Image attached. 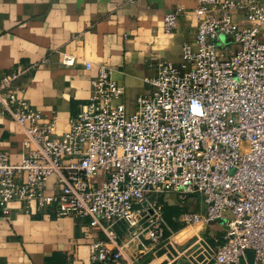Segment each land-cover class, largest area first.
Listing matches in <instances>:
<instances>
[{
    "label": "built area",
    "instance_id": "built-area-1",
    "mask_svg": "<svg viewBox=\"0 0 264 264\" xmlns=\"http://www.w3.org/2000/svg\"><path fill=\"white\" fill-rule=\"evenodd\" d=\"M196 1L194 42L183 44L180 64L156 63L154 90L137 98L134 113L101 65L87 103L56 135V116L43 122L17 83L23 72L0 79V110L25 133L20 163L0 152V212L10 215L16 202L26 215L88 218L104 233L92 243L91 264H135L123 263L125 246L145 248V238L158 245L167 230L151 194L200 197L205 208L185 214L188 227L226 230L208 261L183 264H264V0ZM183 10L165 15V32ZM237 10L246 24L234 19ZM52 177L58 189L49 193Z\"/></svg>",
    "mask_w": 264,
    "mask_h": 264
},
{
    "label": "crops",
    "instance_id": "crops-1",
    "mask_svg": "<svg viewBox=\"0 0 264 264\" xmlns=\"http://www.w3.org/2000/svg\"><path fill=\"white\" fill-rule=\"evenodd\" d=\"M178 7L184 10L167 33L163 18ZM195 7L196 0H0V79L22 71L17 83L26 86L25 96L43 113V122L56 116V135L68 130L69 120L87 103L101 65L124 86L122 100L134 113L137 98L154 90L148 79L157 75L156 63L163 59L180 64L183 44L194 42ZM233 16L247 23L245 11ZM65 55L74 58L73 65L63 63ZM24 139L23 128L0 110V152H8L13 164L21 162ZM54 183L52 177L49 193L58 189ZM151 195L163 206L165 238L158 245L145 238V248L126 245L123 263L183 264L211 255L207 240L215 249L225 229L214 223L218 230L201 234L207 226H200L199 232L190 233L196 227L189 229L185 214L197 210L199 199L181 202L175 193ZM11 207L10 215L0 212V264H91L92 243L104 233L91 227L90 219L26 215L16 202ZM115 230L127 241L125 223H117ZM194 236L202 241L181 248Z\"/></svg>",
    "mask_w": 264,
    "mask_h": 264
},
{
    "label": "rangeland",
    "instance_id": "rangeland-1",
    "mask_svg": "<svg viewBox=\"0 0 264 264\" xmlns=\"http://www.w3.org/2000/svg\"><path fill=\"white\" fill-rule=\"evenodd\" d=\"M153 199H156V197L154 196V197H152ZM198 199H199V206H198V208H197V211H203L204 210V208H205V204H204V202H203V200H202V198H200V197H197ZM188 199H190V197L188 198ZM157 201H158V203H159V200L158 199H156ZM180 201L182 202L183 200H181L180 199ZM187 200H185L184 202H186ZM215 224L214 223H211V224H209V225H207V227L203 230L202 229V231H201V234L202 233H205V232H208V228H209V230L211 231V230H214V228L216 227H219V226H214ZM201 227L200 226H197L195 229H192L191 231H190V233L191 232H199L198 230L200 229ZM220 229H222L223 231H224V229L226 230V226H224V225H220V227H219ZM190 229V228H189ZM216 230H218V228L216 229ZM195 239H196V237L194 236V237H192L190 240H187L186 242H183V243H185V244H183V245H181L182 247L181 248H184L185 250L186 249H189L190 248V246H191V243L193 242V241H195ZM207 244L209 245V247H206L208 250H209V253H212V249H214V245H213V243H211L209 240H207ZM210 247H211V249H210ZM248 257L250 258V261H252V252L251 251H248ZM210 259V256L207 254V256H206V259H205V261H208Z\"/></svg>",
    "mask_w": 264,
    "mask_h": 264
},
{
    "label": "bare ground",
    "instance_id": "bare-ground-1",
    "mask_svg": "<svg viewBox=\"0 0 264 264\" xmlns=\"http://www.w3.org/2000/svg\"><path fill=\"white\" fill-rule=\"evenodd\" d=\"M192 200H190V202H191Z\"/></svg>",
    "mask_w": 264,
    "mask_h": 264
}]
</instances>
